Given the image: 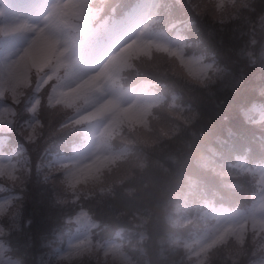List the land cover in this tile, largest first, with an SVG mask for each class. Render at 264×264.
I'll return each instance as SVG.
<instances>
[{
  "label": "trees",
  "instance_id": "obj_1",
  "mask_svg": "<svg viewBox=\"0 0 264 264\" xmlns=\"http://www.w3.org/2000/svg\"><path fill=\"white\" fill-rule=\"evenodd\" d=\"M189 10L214 70L193 83L173 74L180 105L176 111L162 106L166 128L138 141L137 157L117 181L87 196L61 190L56 173L44 164L48 150L70 139L67 126L45 110L40 114L44 127L38 122L31 132L16 119L10 141L22 142L28 158L10 176L17 195L3 209L8 208L0 217V236L22 264H95L94 257L59 261L51 244L63 217L78 206L106 228H119L137 264H257L261 249L251 230L241 241L229 236L217 242L200 262L183 245L189 229L198 228L192 204L196 190L211 189L226 202L240 200L248 192L249 177L232 164V153L255 158L264 150V119L255 120L251 113L252 104L264 105V0H233L215 13L209 7Z\"/></svg>",
  "mask_w": 264,
  "mask_h": 264
},
{
  "label": "rangeland",
  "instance_id": "obj_2",
  "mask_svg": "<svg viewBox=\"0 0 264 264\" xmlns=\"http://www.w3.org/2000/svg\"><path fill=\"white\" fill-rule=\"evenodd\" d=\"M38 1L33 2L35 11H29V5L23 0H11V4L5 5L1 2L2 8H6L9 16L3 19L6 31L14 30V34L6 39L4 48L0 52V91L8 87L10 96H16L20 91L21 82L28 74V66L36 67L38 71L39 83L42 82L48 70L41 69L43 63L51 57L54 62H63L68 67V72L55 85L51 101L61 95L62 90L70 88L79 80L82 81L76 85L81 88L82 85L95 83L98 85L94 92L89 94L90 106L84 109V120L80 124L83 131L79 141L74 143L71 151L67 154L59 155L67 165L64 174L69 179V184H74L78 176L90 174L94 178L97 170L101 167L104 159L116 155L118 149L111 147L108 141V133L114 125L116 118L114 111L119 108L126 115L135 117L141 116V109L137 108V103L142 104L144 109L152 97L148 90L150 85L146 81H138L132 87L124 88L118 91L116 87L110 84L107 78L108 70L116 66L117 59H120L124 53L141 48L144 39H154L164 42L165 45L178 53L182 58L183 53L180 48V37L176 33L167 36L154 35L155 31L147 26V21L153 17L154 5L157 0H145L142 10H135L128 17L129 32L122 38L112 34L108 37V43L105 47L99 49L97 53H89L87 57L84 54L85 36L80 37L77 30L69 23L65 22L61 15L56 16V24L48 31L41 27L40 18L44 14L52 15V5L55 4L54 10L61 12V6L66 12H79L84 1L82 0H50L42 9L38 8ZM11 5H17V8H9ZM59 5V6H58ZM9 6V7H6ZM215 13V9L212 8ZM51 12V13H50ZM112 26V24H111ZM109 29L110 25L105 27L98 26L97 30ZM5 31V32H6ZM112 45L119 46L118 49H111ZM111 57L108 59V56ZM179 57V58H180ZM180 58V59H181ZM196 62V60H193ZM185 67H192V60H185ZM89 74L97 76L96 79L89 77ZM95 82V83H93ZM34 97L28 101L33 104ZM7 102L0 100V126L8 120ZM35 105L30 111H34ZM130 116L128 123L137 122V118ZM30 124L33 120H29ZM145 126V123L143 124ZM15 158L11 157L9 152L0 148V171L3 170L11 174L15 169ZM101 165V166H100ZM125 164L120 163L111 171L115 174L124 169ZM257 172L258 180L264 178V161L254 167ZM64 181V180H63ZM257 196H261L258 202L246 209L230 208L224 205L209 204L205 210V215L209 218L202 233L194 237V243H190L189 249L197 259H201L204 250L219 238L228 224L243 225L248 219V223L255 224L264 235V188L260 187ZM5 199L0 195V208L4 205ZM89 222L80 216L73 218V227L68 236V251L65 257H78L81 254H90L91 250L83 245V240L89 231ZM234 226V227H238ZM264 245V244H263ZM62 251V249H59ZM103 250L109 251L108 261L101 257L96 261L103 264H115L114 256H122L121 250L116 240L109 238L103 242ZM123 264H133L129 260L122 258ZM99 262V263H100ZM0 264H17L12 258L2 253V244L0 242Z\"/></svg>",
  "mask_w": 264,
  "mask_h": 264
},
{
  "label": "clouds",
  "instance_id": "obj_3",
  "mask_svg": "<svg viewBox=\"0 0 264 264\" xmlns=\"http://www.w3.org/2000/svg\"><path fill=\"white\" fill-rule=\"evenodd\" d=\"M55 8H56V5L53 4L52 5L53 14L49 15L46 13V14L42 15V17L40 18L41 27H44L45 31H48L51 27H53L56 24V16H55V12H54ZM39 123H40V127L43 128L44 127L43 122L41 121ZM80 187H81V191L83 192V190L85 188H87V185H82ZM84 194H85V196L88 195V193H84ZM75 199H79V197L74 196V200Z\"/></svg>",
  "mask_w": 264,
  "mask_h": 264
}]
</instances>
